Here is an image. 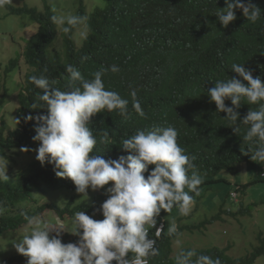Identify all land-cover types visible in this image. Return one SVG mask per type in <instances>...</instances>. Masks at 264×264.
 Here are the masks:
<instances>
[{
    "label": "trees",
    "instance_id": "1",
    "mask_svg": "<svg viewBox=\"0 0 264 264\" xmlns=\"http://www.w3.org/2000/svg\"><path fill=\"white\" fill-rule=\"evenodd\" d=\"M106 1L105 8H97L88 16L79 15L83 23L75 28L69 26L70 30L64 38V51L53 57L48 53L56 40L58 25L52 22L51 17L58 16L57 12L51 11L49 5L44 12L30 6L11 7L13 13L29 14L39 28L28 38L24 51L26 63L33 70L28 74L26 89L20 95L18 127L8 135L0 132V152L6 155L15 148L31 152L41 143L33 139L38 122L24 118L30 114L33 117L46 115L48 107L38 100L44 90L35 86L29 78L46 75L56 81L54 87L64 91L69 78L66 65L71 64L86 79H92V74L98 70L109 69L102 77L106 89L129 100L130 118L125 119L117 111L93 116L89 125L93 134L99 139L102 131L107 130L114 143L109 146L98 143L94 146V154L106 160L127 156L129 153L120 145L122 139L129 138L137 130L172 126L178 130V144L195 165L192 171L203 176L199 188L222 180L216 179L218 174L226 169L235 171L237 162L253 164L248 151L250 148L254 150L258 144L255 140H243L248 126L239 123L250 109L258 110V106L241 101L236 109L240 113L237 121L240 132L237 133L235 126L226 118L227 113L217 111V105L211 101L207 89L214 87L217 80L227 81L231 77L242 80L231 69L233 63L243 64L252 71L254 78L259 76L264 82V14L252 23L243 16L242 9H235L237 19L225 28L215 13L226 7V0ZM251 2L264 13V0ZM85 22L90 29L79 47L75 42V33ZM17 63L18 59H13L12 67ZM113 64L119 67V72H111ZM132 89L137 91V99L145 113L143 117L132 108ZM3 100H0V105ZM33 103L37 104L36 108L32 107ZM225 103L233 106L230 100ZM154 167L149 165V172ZM25 169L14 180L0 181V206L4 208L3 214H0V237L27 222L21 215L22 211L29 216L36 215L25 210L23 201L32 199L33 187L45 183L55 189H76L70 178L56 175L52 164L42 165L38 160ZM148 174L145 173L146 178ZM111 184L113 182L105 186ZM101 205L83 204L73 211L100 213ZM52 208L62 215L65 211L57 204ZM167 233L165 230L158 241L159 255L151 257L150 264H176L172 256L174 235ZM60 238L65 244L77 243V240L70 241L67 234H61ZM259 240L261 243L255 250L240 259L229 257L228 247L196 251L213 260L219 259L220 264H252L264 254L262 234ZM27 259L22 254L5 262L0 261V264L21 263Z\"/></svg>",
    "mask_w": 264,
    "mask_h": 264
},
{
    "label": "clouds",
    "instance_id": "2",
    "mask_svg": "<svg viewBox=\"0 0 264 264\" xmlns=\"http://www.w3.org/2000/svg\"><path fill=\"white\" fill-rule=\"evenodd\" d=\"M12 3L13 0H0V9ZM235 9H242L243 16L252 23H256L264 14L251 0L247 3L244 0H226V7L215 13L223 27L227 28L237 19ZM51 20L56 25L66 23L72 28L83 23L82 17L71 15H53ZM69 30V27L64 28L65 32ZM15 67L10 63L7 72ZM231 69L242 80L236 77L227 81L217 80L214 87L207 89V94L217 105L218 112L227 113L226 118L235 126V132H240L239 124L248 126L243 140H255L258 144L254 150L250 148L248 153H251L253 161L264 164V82L259 76L254 78L252 71L243 64L233 63ZM108 70H98L92 74V79H86L79 70L68 64L66 72L69 78L64 91L54 87L56 81L50 80L46 75H33L29 78L35 86L44 90L42 95L39 94L38 100L45 102L48 107L46 115L33 117L30 114L24 118L26 121L35 119L38 122L35 129L37 134L33 139L41 143L28 152L32 153L38 148L37 160L33 162L39 160L42 165L52 164L56 175L70 178L78 193L87 194L89 187L95 191L109 185V182L114 183L106 189L110 194L109 198L98 202L102 204L100 213L104 216L103 220H95L89 216L98 213L86 212L89 214L87 215L84 211H73L70 205H57L65 210L63 216L76 212L72 221V233L77 235L74 238L70 234L61 233L60 230L64 229L62 226H53L47 220L37 217L46 209L59 212L52 208L54 204L43 203L36 207L37 211L33 212L36 213L35 216L22 211L21 215L27 221L24 224L30 225L31 231L13 244L20 255L23 254L28 259L14 264H150V258L159 255L157 244L164 231L175 238L183 230V216L190 214L195 203L193 195L200 194L199 186L203 179L192 171L195 165L178 144L176 128L157 126L153 130H137L129 138L121 140L122 149L129 154L121 155L118 159L106 160L93 153L94 146L98 143L105 146L114 144L107 130L102 131L99 139L93 134V129L89 126L93 116L105 111H117L125 119L130 118L129 100L105 87L102 77ZM110 70L116 73L120 69L113 64ZM130 96L132 108L143 117L145 113L137 99V91L132 89ZM3 98L1 105L5 103V95L0 100ZM226 100H230L233 106H228ZM241 101L257 105L258 110L250 109L238 124L240 113L236 109L240 107ZM32 107L36 108L37 104L33 103ZM23 150L27 152V149ZM12 152L6 155L0 152L4 156L0 159V181L10 179L7 174L8 163L3 159H8ZM237 164L238 162L235 167ZM149 165H155L150 172ZM262 167L264 169V165ZM146 172L149 173L147 178ZM262 178L264 180V171ZM47 188L55 189L49 185ZM232 198L238 200L237 191L232 192ZM29 207L31 208L26 207L25 210L32 212L33 207ZM174 207L182 215L178 220L174 217V220L180 222L179 226L174 223L170 226L171 219L158 217L163 210L170 213ZM3 212L4 208L0 206V214ZM186 226L187 229L191 228L190 223ZM61 234H67L70 241L77 240V243H62ZM176 244L179 246L181 241L177 239ZM196 250L198 249L180 248L174 257L176 264H220L219 259L213 260L207 255L198 254Z\"/></svg>",
    "mask_w": 264,
    "mask_h": 264
},
{
    "label": "rangeland",
    "instance_id": "3",
    "mask_svg": "<svg viewBox=\"0 0 264 264\" xmlns=\"http://www.w3.org/2000/svg\"><path fill=\"white\" fill-rule=\"evenodd\" d=\"M46 5L52 8L51 11L57 12L58 16L81 15L83 17L94 13L97 8H105L107 1L13 0L11 5L0 9V98L4 95L6 97L5 103L0 106V132L5 135L18 126L20 95L21 92L25 91L26 79L33 70L26 63L24 51L28 38L34 35L39 28V24L33 19L31 20L32 17L29 14L13 13L11 7L30 6L44 12ZM65 27L69 26L66 23L58 25L57 37L49 49V56L53 57L64 51V38L67 33L64 31ZM89 29L85 22L76 31L75 42L77 46L82 45V40L88 34ZM13 59H18L19 62L13 70L7 72V68ZM37 149L28 153L21 148H15L12 149V153H9L8 159H3L5 163H8L7 174L10 175L11 180L16 179V175L37 160ZM2 158L4 156L0 155V159ZM236 167L235 171L224 170L220 172L216 179L222 180L201 187L200 194L193 195L195 203L190 214L183 216V230L173 239V257H176L180 248L228 247V256L233 259H240L250 255L261 243L259 236L261 234L264 236V180L262 178L264 169L256 161L253 164L249 162L238 163ZM200 176L203 178L202 175ZM107 188L104 186L102 189L93 191L89 187L87 194H84L78 193L76 189H48L47 185L42 183L32 188L33 197L28 204H24V207L31 208L29 206H32L31 211L36 212V207L42 206L43 203L57 204L61 207L70 205L72 209L83 204L93 205L109 198L110 194L106 192ZM185 190L187 191V189ZM234 191L238 192L237 201L232 198ZM23 201L26 202L25 199ZM75 213H67L63 216L59 212L46 209L37 217L47 220L53 226H62L64 229H61L60 232L70 234L71 238H74L77 236L72 233L74 231L72 221ZM89 216L95 220L104 219L102 213ZM180 216L182 215L179 209L174 207L170 213L163 210L158 217L171 219L170 226L173 223L179 226L180 222L174 220V217L178 220ZM187 223H190V229H187ZM30 231L31 226L28 224H24L18 229L6 231L0 237V261L20 255L13 243L22 238L23 235L29 234ZM177 239L181 241L179 246L176 244ZM169 259L174 261L170 257ZM22 264H27V262ZM252 264H264V254Z\"/></svg>",
    "mask_w": 264,
    "mask_h": 264
}]
</instances>
